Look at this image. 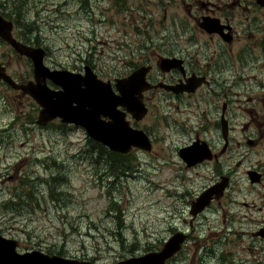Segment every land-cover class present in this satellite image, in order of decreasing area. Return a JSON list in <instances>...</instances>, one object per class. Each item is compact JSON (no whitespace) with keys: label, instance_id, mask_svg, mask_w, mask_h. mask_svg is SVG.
Segmentation results:
<instances>
[{"label":"rangeland","instance_id":"374dc122","mask_svg":"<svg viewBox=\"0 0 264 264\" xmlns=\"http://www.w3.org/2000/svg\"><path fill=\"white\" fill-rule=\"evenodd\" d=\"M0 11L15 20L22 41L47 49L49 67L83 72L90 65L109 80L112 96L125 103H133V97L125 87L127 96L122 95L117 81L152 66L157 83L141 98L144 116L133 118L134 128L152 139L151 150L135 147L123 156L92 143L82 128L60 121L40 126L33 99L0 84V234L17 240L20 254L41 251L116 264L161 252L183 231L191 237L169 264H264V239L255 235L264 224L255 212L240 219L248 209L231 204L234 187L222 203L216 200L204 214L191 215V203L216 174L213 165L193 168L179 154L207 135L212 109L206 93L212 94L200 76L230 78L221 71L237 69V50L250 36L240 34L225 47L199 27L202 9L190 28H181L182 0H0ZM251 11L238 8L229 17L234 25L239 18L256 24L252 45L264 39V5ZM174 54L183 55L187 70L200 72L199 77L187 82L177 72L169 82L157 63ZM11 63L20 70L21 83L34 78L29 59ZM197 79L202 82L195 94L169 89L179 88L180 80L194 87ZM122 122L125 131V118ZM203 195L207 199L210 191Z\"/></svg>","mask_w":264,"mask_h":264},{"label":"flooded vegetation","instance_id":"af4514ba","mask_svg":"<svg viewBox=\"0 0 264 264\" xmlns=\"http://www.w3.org/2000/svg\"><path fill=\"white\" fill-rule=\"evenodd\" d=\"M194 1L199 6V9L194 8ZM182 4L185 14L183 15L184 23H180L181 28H190L194 13L198 14L202 9L204 14L201 16L202 21L199 23V27L209 35L217 36L225 47L230 45L240 34L250 36L237 50V69L234 71H221L222 74H232L230 78L220 77L218 81H214V77H209L210 72L200 76L203 77L204 81L202 87H205L212 94V97L209 98L207 97L209 93H206V102L212 109V114L206 120L208 127L204 133L207 135L202 139L197 138L191 145L179 151L180 156L185 151L184 154L188 158L182 157L188 166L192 165L193 168L200 165L205 167L214 166L215 181L208 185L200 196L211 190H213L214 195L210 204L199 215L210 210L216 200H219V203L226 200L231 195V190L234 187L235 202L232 200L231 204L240 205L248 209L245 211V215L240 216V219L248 218L250 212H255L259 213L256 218L260 219V222L264 224V39L258 37V43L251 45L250 43L253 42L251 37L256 38V34H258L256 24L251 22L246 25V22L239 18L238 21L237 19L235 21L239 25H234L233 18L229 17L238 8L241 11L243 9L250 15L252 13L251 10L258 7V4L264 5V0H189V3H187V0H182ZM0 15L5 20V22L0 23V64L12 77L18 80L20 78V82H22L23 78L20 70H15L11 62L29 58L16 51L11 45V40L14 39L26 47L38 48L39 46L33 45L34 40L31 39L28 42L22 41L21 30L15 20L2 11H0ZM244 16L245 19L250 20L255 15L249 18L247 15ZM203 25H209V28H207L211 32L207 31ZM29 60L31 74L34 76L33 63L31 59ZM164 60L174 62L175 65L168 70L163 69L161 64ZM187 62L188 60L184 59L183 55L174 54L170 57H162L157 65L162 72L171 78L169 82L174 79V74L177 72L181 73V78L188 82L199 77L196 73L200 72L187 70ZM91 69L94 70V67H91ZM27 72L28 70H24L23 73L26 74ZM202 79H197L195 83L199 80L202 82ZM147 80L152 86H156L157 83L153 78L152 66L148 68ZM179 82H181L180 86H184L182 80ZM200 87L198 88L200 89ZM198 88L196 92L199 90ZM152 89L155 90L154 88ZM195 90L186 91L192 95L196 93L194 92ZM145 93L143 94V99ZM182 93L184 92H179L177 95ZM120 110L126 114L125 120L132 130L142 131L146 134L145 131L134 128L133 118L135 121H139V119L135 118L126 109L121 108ZM109 122H112V120L109 119ZM212 132L213 136L210 137L209 133ZM92 143L103 147L94 140H92ZM104 147L111 154L116 153L118 156L127 155L132 149H135V147H132L127 154H122L106 146ZM247 197L251 200H246ZM196 200L191 203V212L192 205ZM191 215L196 217L198 214L194 216L191 213ZM193 225L194 221L191 222V227ZM244 234L247 233L244 232ZM249 234L254 235V233ZM255 235L264 239V225L259 231L255 232ZM190 237V234H188V241ZM182 250L174 258H177L182 253Z\"/></svg>","mask_w":264,"mask_h":264},{"label":"water","instance_id":"95a60500","mask_svg":"<svg viewBox=\"0 0 264 264\" xmlns=\"http://www.w3.org/2000/svg\"><path fill=\"white\" fill-rule=\"evenodd\" d=\"M208 26L203 25V27L207 31L211 32V30L208 29L209 28ZM12 44L16 48H18L16 43H14L13 41H12ZM28 50L26 51V54H30ZM33 58L36 61V73H37V79H36L37 84L36 85H33V84H29L27 86L17 85L15 82L9 79V77L3 74L1 69H0V78L7 81L15 89H22L25 92L29 93L42 107H44V111L48 110L54 113L55 115L57 114L56 116H60L64 120H65V115H70L75 118L81 119L83 121L82 125L87 128L88 132L91 135H95L94 131L89 130V113L92 110L90 105H93L96 111L102 110L105 107V101L103 97L97 103L94 101V98H95L94 87H99L104 92L105 86L102 85V83L100 84L98 81H96L95 76L91 74L88 68L86 69L87 70L86 77L78 76V78H74V77H70L66 75L58 76L57 79L58 81H60L59 83L63 85L65 90L74 91L76 93L75 100L71 103V106L69 108L63 109L57 102L46 100L45 95H44L45 92L42 88L41 81L39 80V75L43 71V68H42L43 66L41 64H38L36 57H33ZM174 65H175L174 62L164 60L161 64V67L163 69L168 70ZM147 72H148L147 68H142L138 70L137 72H135L130 77V79L117 81L120 93L124 96H127L123 92V87H125L124 89L129 92L131 97H133V101H134L133 103H125L121 97L115 96V95L112 96V93L109 89L110 97L112 96V98L115 99L112 103H109V119H111L112 122H109V126L105 127L101 136H105L104 138H102V141H104L105 143H108L109 148L113 151L120 152V153H127L131 150L132 146H136V145L143 147L145 150H151V143L149 142L148 137L144 135L143 132L134 131L130 129L129 124L127 122L125 123V131L122 129V124H123L122 119L125 118L126 114L122 113V115H118L116 111L117 106H126L127 111L132 113V115L135 118L140 120L144 116V114L146 113L145 109H142L140 105L142 106L141 98L143 96V92L150 88L149 85L146 83V79H145ZM127 81L137 83L136 84L137 85L136 96L133 94L132 85H129L127 83L128 87L126 88L125 83ZM191 81L192 80H190L189 82ZM200 83H201L200 80L197 81L194 84V87L192 88H189L186 86H180L179 88H176L175 86H172V87H169V89L174 90L175 93L184 92L185 90L193 91L198 85H200ZM133 90H135L134 85H133ZM74 103L77 104L76 105L77 107L74 106ZM112 106L114 107L113 111H112ZM52 118H55V116L46 117L44 114L41 113L39 124L45 125ZM97 118L99 119V115L97 116ZM69 121H74V119H71ZM99 127L100 126L97 125V128ZM120 134H122L123 136L128 135L130 140L129 141L122 140L119 137V136H122ZM108 136H109V139H108ZM182 156L185 159L188 158L186 154H182ZM212 193H213V190L210 191V195L208 196L207 199L205 195H203L196 202L193 203L191 213L194 216L203 212L204 209L207 207V205L210 204ZM186 240H187V235L183 232H178L166 242L164 249L161 252L149 253L141 257H133V258L118 262L117 264H166L167 260L172 259L175 255H177L182 250V247L184 243L186 242ZM16 246H18V242L5 239L4 237L0 235V264H12L16 260L24 259L29 256L30 257L37 256L43 261L44 264H57V263L59 264L60 262H61L60 264H94V263L87 262V261L64 259L58 256L49 257L40 252H33V253L25 254V255H19L14 251ZM3 248L5 250L8 249V251H1Z\"/></svg>","mask_w":264,"mask_h":264},{"label":"trees","instance_id":"16d2710c","mask_svg":"<svg viewBox=\"0 0 264 264\" xmlns=\"http://www.w3.org/2000/svg\"><path fill=\"white\" fill-rule=\"evenodd\" d=\"M121 156V155H120ZM60 256H62V255H60Z\"/></svg>","mask_w":264,"mask_h":264}]
</instances>
